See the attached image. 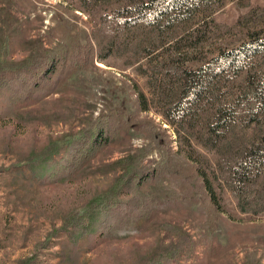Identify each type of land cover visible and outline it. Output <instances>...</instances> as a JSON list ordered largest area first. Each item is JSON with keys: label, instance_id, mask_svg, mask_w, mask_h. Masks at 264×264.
<instances>
[{"label": "rangeland", "instance_id": "374dc122", "mask_svg": "<svg viewBox=\"0 0 264 264\" xmlns=\"http://www.w3.org/2000/svg\"><path fill=\"white\" fill-rule=\"evenodd\" d=\"M113 1L0 0V56L18 61L35 52L36 46L40 48V42L50 48L74 37L83 42L91 35L101 10ZM246 2L264 5V0ZM263 9L259 17L242 18L237 24L248 8L228 1L215 16L217 25L210 28L211 38L204 50L211 54L220 46L237 43L242 37L241 24L253 23L260 16L264 20ZM121 38L114 53L107 55V62L96 61L91 68L76 72L60 92L26 104L11 115L5 110L7 103L0 100V264H145L169 246L183 243L172 224L195 240L191 251L183 244L185 254L176 256L181 264H264V202L259 194L248 188L247 195L234 196L223 189L221 179L214 178L211 157L216 147H205L190 134L188 142L179 144L177 128L167 123L158 104V97L171 87L156 70V59L162 58L160 44L153 42L148 50L134 54L122 48L121 41L126 39ZM137 41L135 36L133 42ZM136 90L146 94L151 109L144 111L138 104ZM110 106L124 108L128 116L153 117L169 128L175 150L181 151L178 157L196 160L210 189L197 185L190 195L182 180L167 169L145 190L166 191L184 206L176 202L163 206L149 223L134 208L115 222L105 213L100 219L93 217L87 228L79 220L80 233L99 228L104 236L95 240L84 235L81 242L69 243L68 232L57 229L69 216L88 211L95 216L105 208L101 196L108 193L120 173L108 164L123 157V149H110L94 162L91 171L78 176L61 171L48 180L28 179L18 169L59 136L79 129L84 119L95 118ZM130 135L133 150L148 143L143 132L132 129ZM151 155L160 164L166 161L158 148ZM69 159V155L61 158V165ZM209 192L215 202L213 209L208 205ZM132 196L128 193L124 199ZM215 218L216 227L212 224Z\"/></svg>", "mask_w": 264, "mask_h": 264}, {"label": "trees", "instance_id": "16d2710c", "mask_svg": "<svg viewBox=\"0 0 264 264\" xmlns=\"http://www.w3.org/2000/svg\"><path fill=\"white\" fill-rule=\"evenodd\" d=\"M228 1L248 8L237 18V24L242 18L259 17V10L264 8L246 2L250 0H115L101 10L91 35L83 42L74 37L53 48L40 42V48L36 46L35 52L18 61L0 56V100L7 103L5 110L10 115L18 113L26 104L65 89L76 72L91 68L96 61L107 62V55L114 53L121 36L126 39L121 41L122 48L134 54L156 42L162 50L156 70L171 85L158 97L160 114L177 128L179 144L188 142L190 134L205 147H216L211 160L214 178L221 179L223 189L242 196L250 188L264 202V20L260 16L253 23L241 24L242 37L237 43L220 46L211 54L204 50L211 38L210 28L217 25L215 16ZM136 93L143 110L151 109L146 94L142 90ZM84 120L79 129L59 136L18 169L28 179L48 180L61 171L78 176L91 171L94 162L103 159L110 149H123V157L108 164L120 173L108 193L101 196L105 212L98 210L95 216L91 211L80 212L77 217L69 216L57 229L68 232L69 243L81 242L84 235L95 240L104 236L99 228L80 233L79 220L87 228L93 217L100 219L105 213L110 222H115L134 208L149 223L163 206L172 202L184 206L166 191L145 190L167 169L182 180L190 195L197 185L210 189L201 166L190 155V162L178 157L181 151L175 150L170 129L155 118L128 116L124 108L110 106L95 118ZM132 129L143 132L148 143L135 150L129 147ZM222 141L225 145L220 147ZM156 148L164 154V164L149 156ZM66 154L70 159L62 166L61 158ZM128 193L132 198L124 199ZM207 197L209 207L215 208L210 192ZM216 223L217 219H212L215 227ZM171 226L184 238L183 243L169 246L145 264H181L176 256L185 254L183 244L188 251L193 250V236L179 225Z\"/></svg>", "mask_w": 264, "mask_h": 264}]
</instances>
